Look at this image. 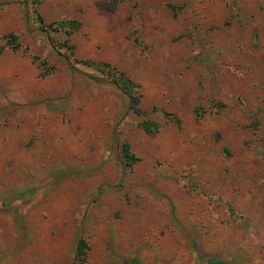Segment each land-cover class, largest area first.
I'll list each match as a JSON object with an SVG mask.
<instances>
[{
	"label": "rangeland",
	"instance_id": "obj_1",
	"mask_svg": "<svg viewBox=\"0 0 264 264\" xmlns=\"http://www.w3.org/2000/svg\"><path fill=\"white\" fill-rule=\"evenodd\" d=\"M81 237L83 264H264V0H0V264Z\"/></svg>",
	"mask_w": 264,
	"mask_h": 264
},
{
	"label": "trees",
	"instance_id": "obj_2",
	"mask_svg": "<svg viewBox=\"0 0 264 264\" xmlns=\"http://www.w3.org/2000/svg\"><path fill=\"white\" fill-rule=\"evenodd\" d=\"M39 20L46 24L44 17L41 14H38ZM57 26L55 22H51L47 25V27H54ZM59 28L67 27L69 29L67 30L68 34L73 33L75 30H77L80 27V23L77 20H69V21H61V23L58 24ZM57 26V27H58ZM57 27L56 30H57ZM12 38L15 40L17 39V36L12 34ZM20 44H14L12 47L13 49H18ZM64 46H67L68 49L73 50L74 46L71 44H68V42L64 43ZM73 61L75 63H81L88 66L96 67L99 70H103L107 72L109 76H111L113 82L117 83L125 92L130 96L131 98V106L136 111L138 110V104H139V98H140V85L132 80L128 75H126L123 71H116L115 68L111 67L108 63H100L95 62L90 59H79L77 57L73 58ZM117 72L119 74H117ZM169 115L170 113H166ZM173 119L180 124L181 119L179 117L174 116ZM141 127L144 129L146 133H154L160 130L161 123L157 120H143L140 123ZM123 149H124V156L126 164L129 166H132L135 164L138 160H140L139 157L135 155V153L131 150V146L129 143L125 142L123 143ZM90 250V244L88 240L84 237H81L79 239L77 250L75 254V258L71 264H83L88 256V252ZM212 264H227V262L222 258H213L211 259Z\"/></svg>",
	"mask_w": 264,
	"mask_h": 264
}]
</instances>
